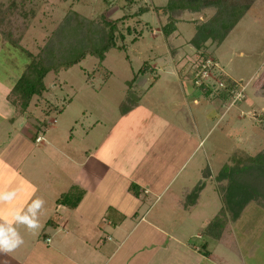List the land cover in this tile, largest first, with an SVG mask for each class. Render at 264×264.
<instances>
[{
    "label": "rangeland",
    "instance_id": "374dc122",
    "mask_svg": "<svg viewBox=\"0 0 264 264\" xmlns=\"http://www.w3.org/2000/svg\"><path fill=\"white\" fill-rule=\"evenodd\" d=\"M10 1L0 0L2 12ZM249 1L248 9L225 35L221 27H215L214 33H210L214 36L201 41L196 36L198 28L208 24L214 7L178 13L163 11L167 0H16L18 5L23 3V10L27 12L26 18L20 16L26 30L19 42L32 54L46 45L70 11L92 20L93 30L97 27L99 36L103 34L101 15L117 20L118 29L116 47L110 48L103 60L89 55L67 70L57 74L49 72L44 79L45 91L41 96H33L25 108L12 103L8 91L11 82L19 76L26 56L0 41V143L5 142L0 153L7 157L24 146L25 141L18 148L13 143L8 145L10 136L13 139L20 134L37 132L47 136V132L39 131L38 124L50 117L56 120L53 125L57 129L48 134L56 137L57 142L73 135L70 146L77 152L88 141L97 146L111 126L107 122V129H102L105 123H100L101 120L115 119L113 134L96 150L101 156L107 159L108 148H113L115 159L112 156L111 160L118 161V168L128 173L134 163L142 169L148 166L157 173L160 184H166L181 169L160 200L165 214L153 211L151 215L161 216L165 234L172 229L187 247L174 243V249L159 253L154 264H208L202 259L204 247L214 249L213 264H223L216 255L226 256L230 247L239 255L237 264H264V206L261 204H264V172L257 171L264 169V0ZM140 7L148 10L138 13ZM4 15L9 16L7 12ZM169 15L178 20L175 29L165 35L162 27L170 25ZM18 24L22 26L20 21L15 23ZM93 30V33L97 31ZM0 37L5 42L1 34ZM204 57L213 65L201 77L199 66ZM144 62L150 69L144 74L138 73ZM196 75H200L198 82L206 84L209 91L195 82ZM134 76L136 79L128 90V81ZM235 92H241L239 99L234 98ZM126 94L132 100L139 96V104L124 117L119 106ZM80 123H84V132ZM85 132L88 135L84 137ZM156 155L165 158L161 161L162 157L154 158ZM257 155H262L263 167H240L236 161ZM239 178L237 185L229 187ZM196 183L204 188L197 204L189 212L183 211L182 206L176 207L175 195L186 201L189 192L185 190ZM251 185L256 189L250 192L258 199L250 196L241 202L243 209L233 214L240 218L231 222L234 218L226 211L223 195L228 193V200L247 197ZM71 195L78 194L70 193V198ZM188 198L196 197L192 194ZM125 200L130 208V201L133 204L137 198L129 195ZM167 203H171L169 210ZM144 207L139 215L148 206ZM187 218L194 233L206 230L211 236L204 233L198 238L184 230L180 234L178 227ZM151 234L154 236L148 238H154L153 242L160 248L167 241L166 237L162 241V235L158 237L153 231ZM136 235L141 236V232H135L132 240H140ZM211 237L221 238L223 242L219 244V239ZM200 244L202 250L193 253L192 245L200 247Z\"/></svg>",
    "mask_w": 264,
    "mask_h": 264
},
{
    "label": "crops",
    "instance_id": "0c3cea01",
    "mask_svg": "<svg viewBox=\"0 0 264 264\" xmlns=\"http://www.w3.org/2000/svg\"><path fill=\"white\" fill-rule=\"evenodd\" d=\"M0 41L4 43L3 46L7 43L3 42L1 37ZM13 83L11 82L10 90ZM132 110L122 115L127 117ZM106 119L107 117L100 123H105V126L109 122L111 126H108V129L106 126L102 128L108 130V135L105 134L97 146L90 141H88L90 144H82L77 152L70 146L73 144L71 140L73 135L57 142L56 137L48 134L57 129V126L53 125L56 122L53 117H50L48 121H39V131L47 132V136L39 135L37 132L35 136L41 137L38 141L28 134H22L23 136L20 134L18 138L13 139L9 137L8 145L13 143L15 148L22 145L24 141L25 143L22 149L21 146L18 148L19 152L13 151L11 155L8 153L7 157L0 153V187L20 190L19 197L14 202L17 205L22 204L29 196L33 199L43 198L45 205L39 214L42 227L33 232L19 226L18 230L24 238V243L10 253H0V264H154L160 256L159 253L174 249V243L181 244L178 236L172 233V229L168 235L165 234L161 227L163 223L161 216L151 215L153 211L163 214L164 207L162 208V204L159 205L160 200L179 175L180 167L166 184H160L157 173L148 166L142 169L134 163V168L130 172L121 170L117 167L118 161L111 160L112 156L115 159L114 153L112 154L113 148H108L105 155L107 159L96 151L115 129V119L112 121L109 118V121ZM98 122L96 121L97 124ZM83 124L80 123V127L84 132ZM87 135L88 132H85L83 136ZM85 145L88 146L87 149ZM0 147L2 149L5 147L4 141L0 143ZM92 147L94 150L91 149ZM195 150L196 146L191 154ZM157 157L160 156L156 155L154 158ZM161 157L162 161L165 157L163 155ZM138 164H141L139 160ZM147 168L152 171L149 172ZM131 183L139 186L138 196L130 191ZM72 188H75V191H72ZM192 188L194 186L188 187L185 191L191 192ZM33 189L36 190L34 195ZM69 189L75 194L81 192V197L74 206L58 202L60 196ZM203 189L202 187L197 195L194 194L196 198L190 200L187 206L182 204L183 200L178 195H175L176 207L182 206L183 211L189 212L197 204ZM129 195L136 197L137 201L133 204H131L133 200L130 201V208H127L128 199H125ZM170 204L167 203L168 210ZM144 206L148 207L142 215H139ZM239 218L231 222H236ZM191 226V221L188 219L181 227H178V231L179 233L181 230L190 231L193 234L194 227ZM138 230L141 236H136L140 240L134 241L132 237ZM152 231L158 237L162 235V241L163 237L167 238L161 248L157 246L158 244L156 245V241L153 242L154 238H148L153 235ZM207 232L205 230L200 234L203 236ZM200 234L194 233L198 238ZM210 234L207 233L211 236ZM211 238L219 239V244L223 242L221 238ZM149 240L152 242L150 243ZM201 247V244L200 247L192 245V252L202 250ZM204 248L202 259L209 262L208 264H213L214 249L211 251ZM234 251L235 248L230 247L226 256L217 254V259H222L223 264H230V261H233L232 264H237L239 255H236Z\"/></svg>",
    "mask_w": 264,
    "mask_h": 264
},
{
    "label": "trees",
    "instance_id": "16d2710c",
    "mask_svg": "<svg viewBox=\"0 0 264 264\" xmlns=\"http://www.w3.org/2000/svg\"><path fill=\"white\" fill-rule=\"evenodd\" d=\"M22 4L23 3L18 5L16 0H11L8 4H6V6H4L5 12L0 10V34L5 41L13 47V49H18L19 51L21 50V52H23L26 56L23 68L8 93V97L12 103L21 104L25 108L30 104L33 96H41L45 91L46 85L44 79L49 72L57 74L61 70H67L73 65L78 64L89 55L98 58L100 61L103 60L105 58V53L110 48L116 47L115 32L118 28L117 20H109L106 16L101 15V20L99 22L101 24L103 34H100L99 36L97 34L99 32L97 27L95 28L97 31L95 33L92 32V20H88L83 17V15L75 11H70V15L66 16L67 18L62 21L54 34L47 39L46 45L43 46L37 54H32L30 51L23 49L19 42L23 30H26L22 21L27 17V12L23 10ZM249 4V0H167L163 7V11H177L179 13L184 10H190L192 12H196L203 7H214V13L208 24H204V26L199 27L196 34L199 40L204 41L207 38H212L214 36L213 33L215 27H221L222 34L225 35V33L237 23L238 19L248 9ZM147 10V7H140L138 13H144ZM6 12L9 15L8 17L4 15ZM20 16L23 17L22 20L20 19ZM168 18L170 25L162 27V31L165 35H168L175 29V24L178 20V18H174L171 15H169ZM19 21L20 26L22 25L21 27L23 28L18 27L19 24L15 25V23ZM95 29L93 31H95ZM211 32L213 33L210 34ZM206 59L207 57H204L202 58V61ZM148 69H150L148 63L144 62L143 66L139 68L138 73L144 74ZM135 79L136 76L128 81V90L132 88L131 85H133ZM205 85L201 84L199 86L201 89H204V91H209L208 87ZM231 88H233V86L228 88V90H231ZM131 98L132 97H130V95L126 94L124 101L120 103L119 109L121 114L127 113L138 104L139 96L136 95L135 98L133 97V100ZM35 135L36 133L32 135L34 139L38 137V135ZM236 161L240 163V167L250 166V168H254L255 166L263 163L262 155L242 159L237 158ZM261 167L263 166L261 165ZM258 170H262L264 172L263 168H259L257 171ZM257 174H259V172H257ZM240 179L241 178L232 182L229 187L237 185L236 183L238 180L240 182ZM255 179H258V177H255ZM202 187L201 183H197L185 198L186 201L183 199V204L187 206L190 202L188 197L192 194L197 195ZM129 189L134 195H139V186L137 184L131 183ZM254 189L256 188L252 186V189L250 188L247 193V197L242 195V198L240 199L234 197L235 199L231 198L232 200H228L229 194L227 193L223 195V201L227 204L226 211H229L232 218L236 219L238 217L237 215H233L236 213L237 209L239 211L243 209L244 206L240 204L241 202L247 200L250 196L258 199L256 195H252V192H250ZM72 191H75V188H72ZM70 193L75 194L72 193L70 189L68 193H64L60 196L58 202L65 203L69 206L76 205L78 199L81 197V192H78V195L73 197L71 195V198ZM236 203L240 205H236ZM261 204L264 206L262 202Z\"/></svg>",
    "mask_w": 264,
    "mask_h": 264
},
{
    "label": "clouds",
    "instance_id": "9594fccd",
    "mask_svg": "<svg viewBox=\"0 0 264 264\" xmlns=\"http://www.w3.org/2000/svg\"><path fill=\"white\" fill-rule=\"evenodd\" d=\"M33 189V195L35 193ZM20 190L0 187V253H10L24 243L19 226L28 231H36L42 227L39 214L45 205L41 197L29 196L22 204L14 203ZM7 206V207H5Z\"/></svg>",
    "mask_w": 264,
    "mask_h": 264
},
{
    "label": "built area",
    "instance_id": "2783aa9c",
    "mask_svg": "<svg viewBox=\"0 0 264 264\" xmlns=\"http://www.w3.org/2000/svg\"><path fill=\"white\" fill-rule=\"evenodd\" d=\"M212 65H213V63H212V61L210 59H206V60L202 61V64L199 66L200 69H201V72H200L201 77L204 76L205 74H207L208 68H210ZM199 76L200 75H196L195 76V79H196L195 82L197 84L201 85L202 84V81L199 83L198 80H197L199 78ZM220 86H222V83L221 82H220ZM240 96H241V92H235V97L234 98L239 99ZM39 139H41L40 136H38L36 138V140H39Z\"/></svg>",
    "mask_w": 264,
    "mask_h": 264
}]
</instances>
